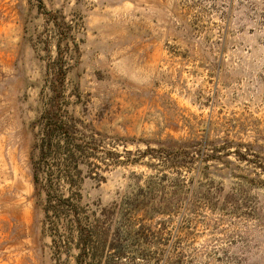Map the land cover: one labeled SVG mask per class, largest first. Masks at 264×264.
<instances>
[{
	"label": "rangeland",
	"instance_id": "1",
	"mask_svg": "<svg viewBox=\"0 0 264 264\" xmlns=\"http://www.w3.org/2000/svg\"><path fill=\"white\" fill-rule=\"evenodd\" d=\"M58 42L62 105L99 133L81 216L111 215L81 263L264 264V0H0V264H78L32 184Z\"/></svg>",
	"mask_w": 264,
	"mask_h": 264
},
{
	"label": "trees",
	"instance_id": "2",
	"mask_svg": "<svg viewBox=\"0 0 264 264\" xmlns=\"http://www.w3.org/2000/svg\"><path fill=\"white\" fill-rule=\"evenodd\" d=\"M64 58L65 55L58 42L56 58L45 74L50 97L45 103L43 112L33 124L37 132L31 153L32 184L34 196L42 202V211L45 221L50 225L48 228L52 237L58 232L57 221L69 220L70 238H73L75 233V244L80 251L77 263L82 264L81 260L85 258L88 248L93 249V239L99 242L107 238L108 228L105 224L110 221L111 215L102 209L97 218L91 219L90 215L81 216L82 208L78 204L81 196L75 192V186L81 180L82 174L79 166L95 156L97 140L94 135L99 133L91 127H82L83 123L73 118L62 105L67 74ZM77 124H80L81 129L91 130L92 134L85 135L77 129ZM174 156L186 158L189 153L178 151ZM159 158L168 162L172 156L159 155ZM56 160L61 165L57 169L53 164ZM56 179L66 180L68 192L66 197L54 185ZM100 180H103V177L98 176V181ZM102 244L103 249L105 242L102 241ZM117 258L118 260L121 258L120 251L117 252Z\"/></svg>",
	"mask_w": 264,
	"mask_h": 264
}]
</instances>
